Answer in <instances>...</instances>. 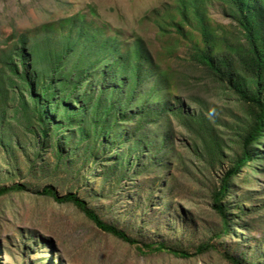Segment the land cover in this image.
<instances>
[{
	"label": "rangeland",
	"instance_id": "rangeland-1",
	"mask_svg": "<svg viewBox=\"0 0 264 264\" xmlns=\"http://www.w3.org/2000/svg\"><path fill=\"white\" fill-rule=\"evenodd\" d=\"M172 6L173 0H0V51H6L17 34H32L44 23L56 27L63 18L84 14V21L94 29L144 37L153 55L161 52L155 55L160 66L171 70L175 94L196 109L192 99L216 109L222 123L218 128L221 159L216 165L199 158L204 145L198 130L174 126V148L165 154L170 156L168 165L160 169L165 164L159 163L163 151L144 154L123 127L106 131L97 117L87 114L84 118L81 108L90 101L80 98L81 91L75 92L83 105L75 115L67 112L73 123L52 124L45 134L33 126L31 96L10 92L0 107V186L20 182L26 188L0 194V264H232L226 254L248 264H264V210L260 209L264 136L251 144L259 151L257 160L233 178L231 199L243 200L249 213L245 218L233 217L230 233H225L223 220L212 206L211 190L241 152L246 104L189 61L184 45L174 56L162 53L164 41L171 38L164 35L163 41L158 35L157 20L166 15L165 9L178 18ZM224 7L210 0L207 12L231 37L237 24ZM169 32L176 35L174 30ZM108 113L105 116L110 119ZM96 124L101 125L96 128ZM44 185L58 195L76 193L101 218L124 229L138 243L99 229L73 202H59L41 193ZM245 191L249 193L243 195ZM248 221L253 227L243 230ZM142 240L176 244L190 254L137 247ZM200 244L206 247L196 251Z\"/></svg>",
	"mask_w": 264,
	"mask_h": 264
},
{
	"label": "trees",
	"instance_id": "trees-1",
	"mask_svg": "<svg viewBox=\"0 0 264 264\" xmlns=\"http://www.w3.org/2000/svg\"><path fill=\"white\" fill-rule=\"evenodd\" d=\"M209 1L173 0L172 7L178 18L165 9L166 15L160 16L157 24L163 41L164 35L171 38L164 41L162 53L174 56L180 45H184L189 61L200 65L246 104L248 118L242 123L241 152L211 190L212 206L223 220L222 229L230 233L231 221L235 220L232 218H245L249 213L243 200L231 199L235 195L233 178L251 160H257L259 151L251 144L264 136V0H218L236 21L232 38L223 25L208 15ZM84 16L76 13L58 21L56 27L54 23H44L31 31L32 34L27 31L13 36L10 47L0 51V107L5 105L10 92H26L32 98L33 126L45 134L52 124L61 127L73 123L69 114L75 115L81 108L77 89L82 100L90 101L81 108L84 118L87 114L97 117L106 131L123 127L144 154L154 151L157 155L163 151L159 163L165 164L160 169L168 165L170 156L165 154L174 148V126L198 130L204 145L199 158L212 166L220 162L219 112L192 99L198 104L196 109L175 94L171 70L160 66L155 55L161 52L153 55L144 37L138 34L126 37L117 30L108 34L106 30L91 27ZM170 29L175 36L169 35ZM108 112L112 115L110 119L105 116ZM100 125L96 124V128ZM147 159L151 161L152 157ZM25 188V184L14 182L0 186V194ZM40 192L59 202H73L99 229L130 244L138 243L124 229L101 218L76 193L58 195L49 185H44ZM248 193L245 191L243 195ZM261 202L260 209L264 210V198ZM252 227V221L241 226L243 230ZM201 245L196 251L206 247ZM137 247L168 249L179 256L190 254L162 240H142ZM225 257L232 264H248L236 256L226 254Z\"/></svg>",
	"mask_w": 264,
	"mask_h": 264
}]
</instances>
